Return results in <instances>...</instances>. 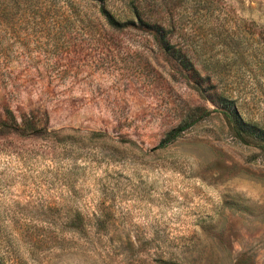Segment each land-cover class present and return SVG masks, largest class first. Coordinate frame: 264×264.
I'll return each mask as SVG.
<instances>
[{"label": "rangeland", "instance_id": "obj_1", "mask_svg": "<svg viewBox=\"0 0 264 264\" xmlns=\"http://www.w3.org/2000/svg\"><path fill=\"white\" fill-rule=\"evenodd\" d=\"M133 1L172 48L83 2L9 5L0 264H264V147L234 136L217 99L264 132V0Z\"/></svg>", "mask_w": 264, "mask_h": 264}, {"label": "trees", "instance_id": "obj_2", "mask_svg": "<svg viewBox=\"0 0 264 264\" xmlns=\"http://www.w3.org/2000/svg\"><path fill=\"white\" fill-rule=\"evenodd\" d=\"M11 2L15 4L18 9H20L21 5H23L25 9L34 12L36 15H47L50 10L55 9V7H62L63 10L68 9L67 7H74L77 10V8L83 2V6L85 4L86 8L91 9V6L93 8L97 7L95 10L96 17L100 18L102 24H104L105 26L119 29L123 26H135L137 24L141 27H147L159 47L163 48L165 51H168L170 48H172V45L170 43V34L165 29V27L157 21H146L140 13L138 7L134 4L133 0H0L1 25L3 23V20L7 17L8 7ZM111 2H118L124 5L126 11V16L124 18L117 16L111 10ZM79 10L81 12V9ZM86 14L87 13L85 11L82 15ZM43 23L46 25L48 21L44 20ZM187 53L188 52L186 50L184 51L180 48L178 50H175L174 48L171 54L174 56L176 55V59H178L179 63H182V66L185 67L188 74L193 76L198 75L199 69L195 66V63L190 59ZM217 99L220 103L218 105H221V113L229 122L234 136L243 143L247 144L252 141L256 143L257 146L264 147V132L258 133L254 125H250L249 122H246L241 117V114L236 106H228L227 97L224 96L221 92L217 93ZM181 130H183V128H176L171 130L167 134L166 138L159 143V147L168 146L177 138V136H179ZM93 135L100 134L94 133Z\"/></svg>", "mask_w": 264, "mask_h": 264}]
</instances>
